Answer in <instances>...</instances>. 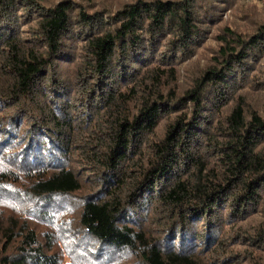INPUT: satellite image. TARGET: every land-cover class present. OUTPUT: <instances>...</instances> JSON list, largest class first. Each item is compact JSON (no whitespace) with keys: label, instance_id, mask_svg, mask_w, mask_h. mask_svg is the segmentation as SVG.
I'll list each match as a JSON object with an SVG mask.
<instances>
[{"label":"trees","instance_id":"16d2710c","mask_svg":"<svg viewBox=\"0 0 264 264\" xmlns=\"http://www.w3.org/2000/svg\"><path fill=\"white\" fill-rule=\"evenodd\" d=\"M133 257L264 264V0H0V264Z\"/></svg>","mask_w":264,"mask_h":264},{"label":"rangeland","instance_id":"374dc122","mask_svg":"<svg viewBox=\"0 0 264 264\" xmlns=\"http://www.w3.org/2000/svg\"><path fill=\"white\" fill-rule=\"evenodd\" d=\"M262 6V4L260 3L259 4V7H261ZM223 17L225 18V19H231V18H233V12H232V9L231 8H227L224 12H223ZM65 202H69V199L67 198L66 200H65ZM68 215L66 214V212H63L62 214H60L59 215V217H58V222L57 223H61V222H64V221H66L67 220V217ZM73 242V240L71 239V238H69L67 241H63L62 242V245L64 244V245H67L68 243H72ZM93 243H95V242H93ZM96 244V243H95ZM97 245H94V247H93V251L94 250H96L97 248ZM70 252H71V254H72V258H73V260H78V259H81V258H86V259H92V261H93V258L92 257H94V255L92 256V254H91V251L89 250L88 252L86 251V252H84V250H82V248L81 249H73V248H71V250H70ZM122 253V252H121ZM89 254V255H88ZM91 258H90V257ZM126 257V259L127 258H129V256L131 257V255H129L128 253L127 254H122V257ZM107 257H110V260H112L114 257H118V253H115V254H112L111 256L109 255H107ZM117 259V258H116ZM137 259L138 258H136V257H133V259H129L130 261H128V262H132L133 264H138V261H137ZM67 260V259H66ZM108 260V259H107ZM102 263H103V261H102ZM140 264V263H139Z\"/></svg>","mask_w":264,"mask_h":264}]
</instances>
